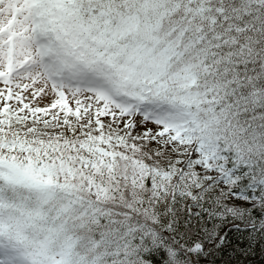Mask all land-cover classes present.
Returning a JSON list of instances; mask_svg holds the SVG:
<instances>
[{"label":"snow or ice","instance_id":"obj_1","mask_svg":"<svg viewBox=\"0 0 264 264\" xmlns=\"http://www.w3.org/2000/svg\"><path fill=\"white\" fill-rule=\"evenodd\" d=\"M215 2L0 0V264H91L77 201L138 183L137 149L196 157L264 128L262 78L219 86L199 51Z\"/></svg>","mask_w":264,"mask_h":264},{"label":"trees","instance_id":"obj_2","mask_svg":"<svg viewBox=\"0 0 264 264\" xmlns=\"http://www.w3.org/2000/svg\"><path fill=\"white\" fill-rule=\"evenodd\" d=\"M214 6L223 11L196 40L224 69L215 83L264 82V0ZM150 146L135 153L138 183L107 180L77 201L76 234L91 264H264V128L196 157Z\"/></svg>","mask_w":264,"mask_h":264},{"label":"rangeland","instance_id":"obj_3","mask_svg":"<svg viewBox=\"0 0 264 264\" xmlns=\"http://www.w3.org/2000/svg\"><path fill=\"white\" fill-rule=\"evenodd\" d=\"M149 127H151V125H149ZM161 149H164V150H168V146L167 145H161L160 146ZM178 153V152H177ZM182 156L185 155V154H182L180 153ZM77 206V205H76ZM81 225V224H80ZM83 251V250H82ZM91 261H92V258H91Z\"/></svg>","mask_w":264,"mask_h":264}]
</instances>
